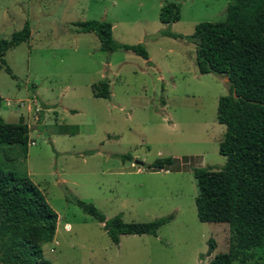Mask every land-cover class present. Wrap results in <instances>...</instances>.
<instances>
[{
	"label": "rangeland",
	"instance_id": "374dc122",
	"mask_svg": "<svg viewBox=\"0 0 264 264\" xmlns=\"http://www.w3.org/2000/svg\"><path fill=\"white\" fill-rule=\"evenodd\" d=\"M165 2L179 12L167 25L158 20ZM228 2L0 0V38L25 21L30 29L2 57L10 74L0 64V117L27 125L26 152L1 144L0 166L27 176L57 214L53 238L41 246L50 264H205L227 250V225L196 218L191 169L224 162L215 108L229 84L198 72L192 42L161 31L189 35L198 22L222 20ZM90 19L108 22L118 44H141L148 59L121 47L100 50L92 32L73 25ZM102 79L107 98L93 96ZM125 153L130 159L120 158ZM166 156L173 158L166 170L146 168ZM75 199L124 222L171 218L155 235L113 243ZM208 238L215 246L200 258ZM249 252L230 264H264V247Z\"/></svg>",
	"mask_w": 264,
	"mask_h": 264
},
{
	"label": "trees",
	"instance_id": "16d2710c",
	"mask_svg": "<svg viewBox=\"0 0 264 264\" xmlns=\"http://www.w3.org/2000/svg\"><path fill=\"white\" fill-rule=\"evenodd\" d=\"M178 6L163 3L158 20L167 25L178 20ZM77 31L92 32L100 50L118 47L147 60V52L137 43L118 44L111 37V25L103 20L73 23ZM172 37H184L194 44V62L199 73L224 75L229 88L217 98L215 119L224 126L218 142V154L224 162L217 170L191 169L197 194L195 214L200 222H223L228 227L227 250L214 254L205 264L244 262L249 250L264 247V0H230L220 21H202L189 35L161 31ZM25 21L8 38H0V64L10 74L3 60L6 50L28 39ZM93 96L107 98V80L92 84ZM27 125L6 122L0 117V145H18L26 152ZM130 159L128 153L120 155ZM171 156L157 157L146 165L149 170H166ZM81 210L101 223L113 243L120 235H155L156 229L171 215L146 222H124L119 215L105 218L91 203L75 199ZM57 214L42 193L25 175L0 166V262L5 264H50L41 246L52 240ZM206 251L215 243L208 238Z\"/></svg>",
	"mask_w": 264,
	"mask_h": 264
},
{
	"label": "water",
	"instance_id": "95a60500",
	"mask_svg": "<svg viewBox=\"0 0 264 264\" xmlns=\"http://www.w3.org/2000/svg\"><path fill=\"white\" fill-rule=\"evenodd\" d=\"M138 163L142 165V163H141V162H138Z\"/></svg>",
	"mask_w": 264,
	"mask_h": 264
},
{
	"label": "built area",
	"instance_id": "2783aa9c",
	"mask_svg": "<svg viewBox=\"0 0 264 264\" xmlns=\"http://www.w3.org/2000/svg\"><path fill=\"white\" fill-rule=\"evenodd\" d=\"M19 103L21 104V102L19 101ZM32 143V142H31Z\"/></svg>",
	"mask_w": 264,
	"mask_h": 264
},
{
	"label": "crops",
	"instance_id": "0c3cea01",
	"mask_svg": "<svg viewBox=\"0 0 264 264\" xmlns=\"http://www.w3.org/2000/svg\"><path fill=\"white\" fill-rule=\"evenodd\" d=\"M67 226V225H66Z\"/></svg>",
	"mask_w": 264,
	"mask_h": 264
}]
</instances>
